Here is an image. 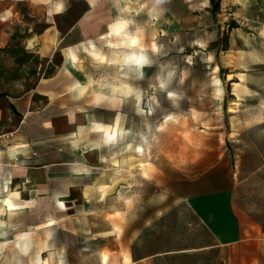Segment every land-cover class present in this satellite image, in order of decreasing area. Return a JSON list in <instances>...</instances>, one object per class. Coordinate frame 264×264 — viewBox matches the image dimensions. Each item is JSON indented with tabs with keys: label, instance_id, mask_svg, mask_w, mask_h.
<instances>
[{
	"label": "rangeland",
	"instance_id": "374dc122",
	"mask_svg": "<svg viewBox=\"0 0 264 264\" xmlns=\"http://www.w3.org/2000/svg\"><path fill=\"white\" fill-rule=\"evenodd\" d=\"M0 69L47 179L2 264H264L210 247L229 211L264 235V0H0Z\"/></svg>",
	"mask_w": 264,
	"mask_h": 264
},
{
	"label": "crops",
	"instance_id": "0c3cea01",
	"mask_svg": "<svg viewBox=\"0 0 264 264\" xmlns=\"http://www.w3.org/2000/svg\"><path fill=\"white\" fill-rule=\"evenodd\" d=\"M13 88L11 71L0 69V249H5L11 243L13 211L12 208L10 210V205L13 185L16 183H19L20 187L27 186V184L42 185L47 180L43 167L24 166L21 157L19 162L13 164V154L21 155L24 151L26 143L21 139V128L35 106L31 93L11 95L9 92ZM28 174L29 178H27ZM230 214L231 211H229L227 234L216 235V226L213 225V244L210 247H228L241 260L245 259L243 251L246 250L247 254L253 257V251L261 250L264 245L261 226L253 222L251 224L252 233L249 234L247 230H242L238 226L236 219H232ZM247 236L252 241L245 239ZM240 249L242 252H239ZM0 264H2L1 260ZM241 264L248 263L242 261Z\"/></svg>",
	"mask_w": 264,
	"mask_h": 264
},
{
	"label": "clouds",
	"instance_id": "9594fccd",
	"mask_svg": "<svg viewBox=\"0 0 264 264\" xmlns=\"http://www.w3.org/2000/svg\"><path fill=\"white\" fill-rule=\"evenodd\" d=\"M62 9H63V6L61 4H58L56 6L55 11L56 12H60V11H62ZM125 26H126V22H120V23H117L116 25L113 26V30L117 31V34H118L119 31L122 30ZM132 44H136V40L135 39L132 40ZM154 49H155V46H154ZM143 62H144V58L143 57H140L139 59H136V63H143ZM168 119H171V117H169Z\"/></svg>",
	"mask_w": 264,
	"mask_h": 264
},
{
	"label": "bare ground",
	"instance_id": "6f19581e",
	"mask_svg": "<svg viewBox=\"0 0 264 264\" xmlns=\"http://www.w3.org/2000/svg\"><path fill=\"white\" fill-rule=\"evenodd\" d=\"M69 56V55H68ZM68 60V59H67ZM117 121V120H116ZM116 125L117 124H115V126H113V128H111V126L110 125H106L105 126V130H104V133H105V137H106V140H109L108 138H109V136H111V137H115V135H116ZM112 138V139H113ZM104 262H106V259H104Z\"/></svg>",
	"mask_w": 264,
	"mask_h": 264
},
{
	"label": "snow or ice",
	"instance_id": "6c2138e0",
	"mask_svg": "<svg viewBox=\"0 0 264 264\" xmlns=\"http://www.w3.org/2000/svg\"><path fill=\"white\" fill-rule=\"evenodd\" d=\"M161 87H163V85H161ZM109 141H111L112 140V137L111 136H109ZM138 151L140 150V149H137ZM5 203H7V201H5ZM11 208H12V206L10 205V210H11Z\"/></svg>",
	"mask_w": 264,
	"mask_h": 264
},
{
	"label": "trees",
	"instance_id": "16d2710c",
	"mask_svg": "<svg viewBox=\"0 0 264 264\" xmlns=\"http://www.w3.org/2000/svg\"><path fill=\"white\" fill-rule=\"evenodd\" d=\"M212 2H213V0H212Z\"/></svg>",
	"mask_w": 264,
	"mask_h": 264
}]
</instances>
